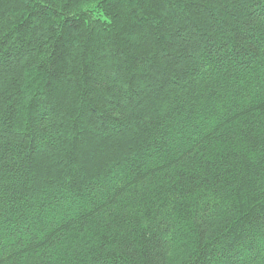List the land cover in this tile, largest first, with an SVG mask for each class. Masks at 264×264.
<instances>
[{
  "label": "trees",
  "instance_id": "obj_1",
  "mask_svg": "<svg viewBox=\"0 0 264 264\" xmlns=\"http://www.w3.org/2000/svg\"><path fill=\"white\" fill-rule=\"evenodd\" d=\"M0 264H264V0H0Z\"/></svg>",
  "mask_w": 264,
  "mask_h": 264
}]
</instances>
